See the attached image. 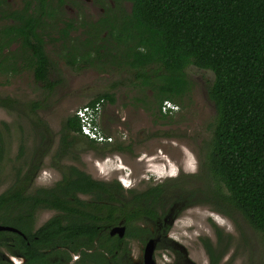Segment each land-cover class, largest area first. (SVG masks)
Listing matches in <instances>:
<instances>
[{
  "label": "trees",
  "instance_id": "obj_1",
  "mask_svg": "<svg viewBox=\"0 0 264 264\" xmlns=\"http://www.w3.org/2000/svg\"><path fill=\"white\" fill-rule=\"evenodd\" d=\"M3 1L0 0V5ZM26 1L22 11L6 13L9 24L0 36V70L18 74L27 68L32 69L37 81L53 90L55 83L48 79L50 63L42 51V40H38L41 45L38 47L37 63L29 53L36 47L31 37L38 38L37 29L43 27L44 16L49 14L52 0H35L37 12L42 16L31 14L32 3ZM129 1L132 3L130 13L110 19L107 26L118 43L130 44L119 64L136 69L143 85H156L159 89L157 104L162 117L169 115V112H163V103L171 101L177 106L181 105V100L190 89L185 72L188 66L193 65L214 74L209 98L215 105L216 121L210 149L201 161V168L207 180L217 189L210 188L209 192H204L194 186L188 188L191 195L203 196L204 202L214 204L215 210L225 216L231 217V211L238 212L264 237V0ZM10 18L17 23L13 25ZM118 20H121L120 23ZM17 41L20 50L11 51L12 44ZM85 53L82 60L88 61L90 53ZM141 68H154V79L140 71ZM101 100L114 104L115 95L109 92L99 94L88 105L93 107ZM17 106V99L0 96V107L14 110ZM61 145L72 148V151L76 147H85L101 156L130 148L99 145L87 139L81 134L80 120L75 115L68 117L63 125ZM20 150L24 152L23 145ZM4 156L5 140L2 138L0 176ZM69 173L70 176L64 178L57 190L62 192L65 200L69 194L73 195L75 206L64 208L72 210V224L63 227L55 219L33 233L30 218L33 208L38 205L37 202H42V198L25 195L20 189L12 187L0 195V224L18 228L27 239L13 232L2 231L0 246L6 247L10 243L7 247L9 250L34 259L39 255L38 246L44 244L46 238L56 243L57 240L76 237L71 236L72 233L78 236L79 240L74 246L78 248L85 244L87 238L90 242L97 237L96 225L101 221L99 209L79 199L78 193L118 201L116 195L122 193L123 186L119 181L95 180L75 166L71 167ZM161 189L162 185H156L148 192L135 196V201L140 204L144 199L147 202L155 190ZM42 191L45 192V189ZM26 207L31 214H25ZM115 213L112 208L108 218L115 220ZM146 214L151 215V212L137 208L125 216L130 222ZM37 235H42L43 239L35 241ZM28 241L31 245H28ZM206 246L211 259L216 262L215 251L209 244ZM0 264L11 263L0 258Z\"/></svg>",
  "mask_w": 264,
  "mask_h": 264
},
{
  "label": "rangeland",
  "instance_id": "obj_2",
  "mask_svg": "<svg viewBox=\"0 0 264 264\" xmlns=\"http://www.w3.org/2000/svg\"><path fill=\"white\" fill-rule=\"evenodd\" d=\"M28 1L36 3L35 0ZM23 4L20 0L3 1L0 36L9 24L6 13L20 9ZM131 7L129 0H53L43 23L44 30H47L43 35L50 50L60 52L62 46L56 41L62 29L64 36L70 29L72 33L65 41L64 50L68 44L86 45L90 41L95 58L93 64L75 67L67 63L61 67L56 63L51 77L53 81L62 83L53 90L36 81L30 69L18 74L0 70V96L18 100L14 110L0 107V139L5 140L7 151L0 176V193L8 190L15 183V177L21 176L32 161L36 163L38 160L42 165L31 182V192L41 186H52L71 165L94 179L119 181L122 186L121 177L130 179L133 190L163 183L172 193L178 179H182L185 188L196 186L204 192H209L210 188L217 189L201 168V161L210 149L216 121L215 105L209 98L214 74L188 66L185 72L190 89L178 110L168 111L169 115L162 117L157 104L159 89L156 85H143L136 69L119 64L122 62L118 55L124 54L130 44L116 43L107 26L110 19L129 14ZM10 49L16 50L12 46ZM153 69L139 70L154 79ZM105 92L113 93L116 99L114 104L105 101L99 124L105 133L114 137L115 144L130 148L106 156L81 148L75 157L57 158L55 154L60 148L62 128L67 118ZM22 145L24 152L20 154ZM122 194L126 198L131 197L130 192ZM81 196L87 201L92 200L90 196ZM188 204L190 206L176 217L170 230L173 242H164L160 246L157 264H182V255L167 248L168 244L174 243L176 248L180 246L186 251L193 263L209 264L202 237L212 241L221 258L220 264H264V237L241 214L231 211V217L217 215L213 212L214 204L205 203L203 198L190 200ZM54 214L53 210H40L36 227ZM213 214L219 216L220 221ZM212 222L222 231L219 239ZM130 248L134 259H140L143 244L138 240L132 241Z\"/></svg>",
  "mask_w": 264,
  "mask_h": 264
},
{
  "label": "flooded vegetation",
  "instance_id": "obj_3",
  "mask_svg": "<svg viewBox=\"0 0 264 264\" xmlns=\"http://www.w3.org/2000/svg\"><path fill=\"white\" fill-rule=\"evenodd\" d=\"M20 1L24 3L23 4L24 6H22L20 9H12L11 11L8 12V14L10 13L13 14L15 11H22L23 9H25L27 1L26 0L25 2L23 0H20ZM4 6L5 5H2V4L0 5V7H4ZM31 7H32L30 11L31 14L34 13L35 15L42 16L40 13L37 12L38 8L37 6H35V4H32ZM51 7H49L48 9L50 10ZM25 14L27 15V13ZM9 21L13 25L17 23L13 18H10ZM45 30H44V27L39 28L37 29L38 38L31 37L33 43L36 44V47L35 49H31V51L29 50V53H30V56H34L35 61L37 63L38 52H39L38 47L41 45V42L38 43V40L39 39L42 40V45H43L42 51L45 55V58L47 59V62L50 63L48 79L51 82L55 83L54 85L55 87H57L59 84L62 83L59 80L53 81L51 77L53 74V69L56 68V63H58L59 66L61 67H63L65 63H67L69 66L75 67L77 65H90V64H93L92 63L93 61H95V58L92 56V52H93L92 46L89 45L90 41H88L86 45L85 44L76 45L75 43L68 44L67 49L64 50L65 41L66 39H69V36L71 35L72 31L70 29L65 31V36H64V30L62 29L61 36L56 41V43H59L62 46V49L60 50V52H56V50H50L47 39L43 35V33H45ZM114 41L118 43L115 37H114ZM49 42L52 43L51 39L49 40ZM16 44L18 46H16ZM12 47H15L16 51H19L20 50L19 42L13 43ZM114 50L117 52L116 47H114ZM85 51H89L90 53L89 55L90 59H88V61L82 60L83 55H86ZM118 56H119L120 61L122 62L121 58L123 54H119ZM70 63H74V65ZM31 71L33 70L31 69ZM33 74L35 77L34 71H33ZM40 83L44 85L43 82H40ZM74 115L76 116V114ZM114 142L115 141L112 142L113 144L111 143H103V144L98 143V144L99 145L109 144L110 147H112V146L117 145ZM62 148L65 150L63 151ZM81 148L84 150H87L85 147L80 146V147H76L75 150L72 151V148L67 149L66 145L62 146L60 144V148L56 152L55 156L57 158H62L66 156L75 157L78 150ZM5 149H6V142H5ZM21 153L22 152H20V154ZM6 154H7V151L5 150L4 160H5ZM3 162H2V169H3ZM41 165L42 164H40L39 161L36 163L32 161L27 166L28 167L27 170L22 172L21 176L20 174H18L15 177L16 178L15 183L9 188L11 189L12 187H16L20 189L22 193L25 195H29V196L37 195L42 198V202L41 203L37 202L38 205L33 208V216L30 218V220L32 221L31 231L33 233L38 232L43 226H45L47 223L55 219H58L60 221L59 225H63V227H68L69 225L72 224L73 213H72V210H65L64 208L65 207L72 208L75 206V201H72L73 199L72 194H69L66 197V200H67L66 201L64 199L62 192L57 190L58 185L63 182L64 178L70 176L69 172H70L71 167H73V165L69 166L68 171L66 173H62V178L56 181L52 186H49V187L41 186L35 189V192L33 191L31 192V189L29 187L31 185V182L33 181V178H35V174L38 170V167L41 168ZM178 176H180V174ZM99 181H103V180H99ZM120 181L123 183V186H124L123 187L124 190L122 192L124 191L130 192L131 197L126 198L121 193V194L116 195V197L119 199L118 201H111L109 200V198H106V197L99 199L94 194L78 193L77 197L79 199L83 200L86 204H91L93 205L94 208L99 209L98 211L101 216V221L100 222L98 221V225H96L98 228V235L96 238H94V240H91L89 242L87 238V241L85 242V244L79 246L78 248H75L74 246L76 245V242L79 240V239L77 240L78 236L75 234L71 233V236H76V237L66 238L64 240H57L56 243L53 240L46 238V242L38 246L39 255L34 259H29L26 256H20L21 254L19 252L17 253V252H14L13 250H9L7 247H9L11 244L8 243L6 244V247L0 246L1 260H4L5 262H9L11 264H27V263H33V264H157V259H158L157 252L160 251V246H162L164 242H168V241L173 242V239H170L171 238L170 230L172 229V226L175 220L177 219L176 217H179L183 213V210H185V208L190 206V204H188L190 200L196 201L199 198H203V196L201 195L192 196L190 189H188V187L185 188L184 184H182V179H178L175 185L174 192L170 193L171 190L165 184L157 183L154 186L162 185V189L155 190L152 193L150 200L146 202L144 199H142V201H140V204H139L135 201L134 197L139 194H144L148 192L154 186L150 185L141 190H133L132 188H134V185L132 184V180L121 177ZM104 182H113V181H104ZM42 189H45V192H43ZM51 191H55L56 195L54 192H51ZM2 193H0V195ZM81 195L90 196L92 200L87 201L85 199H82ZM205 203H208V202H205ZM213 206H214L213 212L217 213V215L220 214L219 212L215 210L216 206L215 205ZM112 208L116 211V213L113 215V217H115V220H111L108 218L109 217L108 213L110 210H112ZM137 208H143L144 211L151 212V215L146 214L140 219L130 220V222H127L125 214H130L134 212ZM42 209L53 210L55 214L51 218H49L47 221H45L43 224L36 227L37 215H38V212ZM86 209H88V207H86ZM25 214L26 215L31 214V212H29V208L27 207L25 209ZM217 215L213 214L215 218ZM220 215H223V214H220ZM117 218L118 220H116ZM216 220L218 219L216 218ZM88 221L92 222L93 220H88ZM146 224L149 225L147 226V228H146ZM142 225H145V226H142ZM0 226H6V225L0 224ZM6 227H12V226H6ZM212 227L214 228L216 237L219 239L222 236L221 229L214 222H212ZM12 228L16 229L17 231H9V232L22 235L25 239H27V237L24 235V233L21 230L15 227H12ZM2 231H8V230H2ZM40 239H43L42 235L40 236L37 235L34 237L35 241H39ZM136 240L140 241L143 244V253L140 259L138 260L134 259L131 253V248H130L131 242L136 241ZM27 243L28 245H31L30 241H28ZM62 243H65V244H62ZM201 243L210 259L209 264H220L221 258L217 255L215 246L212 243V241L208 237L206 238L202 237ZM207 244H209L212 247V249L215 251V255L217 257L216 262H214L210 257L208 248L206 246ZM175 245H176L175 243L173 245L168 244L167 248L172 249L178 255H182V258H183L182 264H195L189 259V255L186 253L184 249H180L181 248L180 246L179 248H176ZM3 250L6 251L8 255L10 256L7 257V255L4 254ZM17 254H20V255H17Z\"/></svg>",
  "mask_w": 264,
  "mask_h": 264
},
{
  "label": "built area",
  "instance_id": "obj_4",
  "mask_svg": "<svg viewBox=\"0 0 264 264\" xmlns=\"http://www.w3.org/2000/svg\"><path fill=\"white\" fill-rule=\"evenodd\" d=\"M104 101L96 103L93 107L85 105L76 110L75 114L80 120L81 134L96 143H112L114 138L103 131L99 124V118L102 112ZM164 113L168 111H177L178 106L171 101H165L162 106Z\"/></svg>",
  "mask_w": 264,
  "mask_h": 264
},
{
  "label": "water",
  "instance_id": "obj_5",
  "mask_svg": "<svg viewBox=\"0 0 264 264\" xmlns=\"http://www.w3.org/2000/svg\"><path fill=\"white\" fill-rule=\"evenodd\" d=\"M2 230L17 231L16 229H14L12 227L0 226V231H2Z\"/></svg>",
  "mask_w": 264,
  "mask_h": 264
},
{
  "label": "bare ground",
  "instance_id": "obj_6",
  "mask_svg": "<svg viewBox=\"0 0 264 264\" xmlns=\"http://www.w3.org/2000/svg\"><path fill=\"white\" fill-rule=\"evenodd\" d=\"M216 218L219 220V217L216 216ZM220 221V220H219Z\"/></svg>",
  "mask_w": 264,
  "mask_h": 264
},
{
  "label": "clouds",
  "instance_id": "obj_7",
  "mask_svg": "<svg viewBox=\"0 0 264 264\" xmlns=\"http://www.w3.org/2000/svg\"><path fill=\"white\" fill-rule=\"evenodd\" d=\"M179 108V107H178Z\"/></svg>",
  "mask_w": 264,
  "mask_h": 264
}]
</instances>
